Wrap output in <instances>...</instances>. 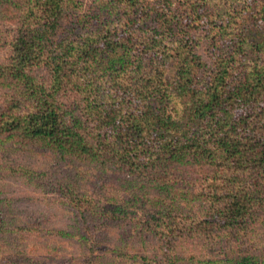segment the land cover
<instances>
[{
  "label": "trees",
  "instance_id": "1",
  "mask_svg": "<svg viewBox=\"0 0 264 264\" xmlns=\"http://www.w3.org/2000/svg\"><path fill=\"white\" fill-rule=\"evenodd\" d=\"M244 1L0 0V174L55 191L77 240L37 264H99L107 225L142 247L126 264H264V2ZM9 204L0 236L33 231Z\"/></svg>",
  "mask_w": 264,
  "mask_h": 264
},
{
  "label": "rangeland",
  "instance_id": "2",
  "mask_svg": "<svg viewBox=\"0 0 264 264\" xmlns=\"http://www.w3.org/2000/svg\"><path fill=\"white\" fill-rule=\"evenodd\" d=\"M85 5L89 0H83ZM264 0H245L243 5H247V9L259 8ZM258 28L264 32V21L260 20L257 24ZM203 35V33H199ZM196 53L203 59L207 60L206 45L202 41L196 49ZM10 162L19 163L29 166L39 172H46L51 177H61L65 172H70L69 166H63V163H57L50 155L38 154L28 155L26 153L17 152L10 155ZM63 166V167H62ZM56 174V175H53ZM0 199L2 202L10 203L5 208L2 214L3 218L12 222L35 220L31 232H19L15 230L13 234L5 231L0 236V245L3 249L8 250V243L18 249L17 255H20L24 264H37L36 259L46 257L48 254L54 256L56 260H61L63 257L74 255L77 252V243L74 237H66L59 235L57 228L67 226L66 216L67 211H63V207L58 203L60 197L55 191H47L46 189L33 188L27 182H23L13 177H7L0 174ZM46 214V215H42ZM47 214H56L49 219ZM11 216V217H10ZM56 216V217H55ZM45 221V224L39 222ZM31 222V221H30ZM4 224V223H2ZM8 230L11 229L9 225ZM126 227L122 226H106L105 231L101 233V239L105 244L112 249L110 252L103 251L98 255L99 264H126L130 254L133 252L142 251L141 245L135 241L133 236H130ZM41 232V233H40ZM50 239L51 248L45 247V240ZM7 241V242H6ZM43 246V247H42ZM188 248L187 245L184 246ZM193 248H196L192 246ZM123 248L127 253L126 256L118 250ZM18 256V257H20ZM23 257V258H22Z\"/></svg>",
  "mask_w": 264,
  "mask_h": 264
}]
</instances>
